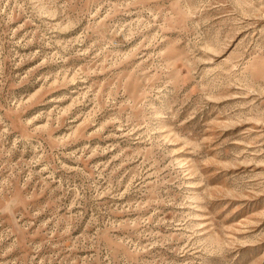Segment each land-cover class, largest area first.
<instances>
[{
  "label": "rangeland",
  "instance_id": "rangeland-1",
  "mask_svg": "<svg viewBox=\"0 0 264 264\" xmlns=\"http://www.w3.org/2000/svg\"><path fill=\"white\" fill-rule=\"evenodd\" d=\"M0 264H264V0H0Z\"/></svg>",
  "mask_w": 264,
  "mask_h": 264
}]
</instances>
